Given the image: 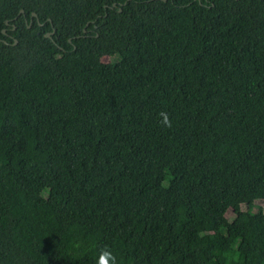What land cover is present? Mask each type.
Instances as JSON below:
<instances>
[{"label":"trees","instance_id":"16d2710c","mask_svg":"<svg viewBox=\"0 0 264 264\" xmlns=\"http://www.w3.org/2000/svg\"><path fill=\"white\" fill-rule=\"evenodd\" d=\"M261 192L264 0H0V264H264Z\"/></svg>","mask_w":264,"mask_h":264},{"label":"clouds","instance_id":"9594fccd","mask_svg":"<svg viewBox=\"0 0 264 264\" xmlns=\"http://www.w3.org/2000/svg\"><path fill=\"white\" fill-rule=\"evenodd\" d=\"M161 124L164 127H171V121L167 113H160ZM95 264H119L117 256L113 253L112 249L108 246L99 249L96 257Z\"/></svg>","mask_w":264,"mask_h":264},{"label":"rangeland","instance_id":"374dc122","mask_svg":"<svg viewBox=\"0 0 264 264\" xmlns=\"http://www.w3.org/2000/svg\"><path fill=\"white\" fill-rule=\"evenodd\" d=\"M186 23L188 24V26L191 28V29H194L195 28V24L193 21L189 20V19H186ZM188 43L185 42V45H187ZM114 55H107V56H104L102 59L103 61L105 62H108L110 61L111 59H114ZM160 192H162V190H160ZM264 192H261L260 195H259V201L258 203L264 207ZM217 215L218 216H223L225 215L226 217H228L229 219H232L233 218V214L230 212V211H227V212H224V211H221L219 210L217 212Z\"/></svg>","mask_w":264,"mask_h":264},{"label":"water","instance_id":"95a60500","mask_svg":"<svg viewBox=\"0 0 264 264\" xmlns=\"http://www.w3.org/2000/svg\"><path fill=\"white\" fill-rule=\"evenodd\" d=\"M21 13H24V11L22 10ZM33 16H36V14H33ZM7 24H9V22H7ZM4 33H6V31L4 30ZM47 37H51V34H47ZM17 43V41H16Z\"/></svg>","mask_w":264,"mask_h":264}]
</instances>
